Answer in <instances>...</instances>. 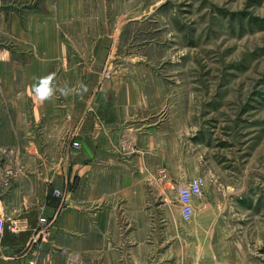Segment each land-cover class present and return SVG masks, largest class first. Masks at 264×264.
Segmentation results:
<instances>
[{
	"label": "crops",
	"instance_id": "crops-1",
	"mask_svg": "<svg viewBox=\"0 0 264 264\" xmlns=\"http://www.w3.org/2000/svg\"><path fill=\"white\" fill-rule=\"evenodd\" d=\"M26 38L0 59V73L15 68L14 78L0 77L14 79L15 94L3 85L0 93L22 103L1 110L10 122L0 139L20 152L0 160V183L12 177L0 189V214L23 227L4 238L27 247L17 264H225L215 237L229 221L214 213L210 192L193 199L191 220L181 214L177 183L204 176L206 159L199 124L169 99L166 80L126 51L117 55L120 44L101 30H31ZM49 73L88 91L41 105L31 85ZM0 255L7 264V251Z\"/></svg>",
	"mask_w": 264,
	"mask_h": 264
},
{
	"label": "rangeland",
	"instance_id": "rangeland-1",
	"mask_svg": "<svg viewBox=\"0 0 264 264\" xmlns=\"http://www.w3.org/2000/svg\"><path fill=\"white\" fill-rule=\"evenodd\" d=\"M0 11V59L2 48L29 41L31 30H101L120 44L117 55L126 51L146 74L161 75L169 99L176 96L178 108L199 124L203 188L214 213L229 221L215 247L221 250L223 240L225 264H264V0H0ZM8 65L1 78H14ZM2 85L15 94L14 79L0 82V92ZM2 95L0 139L10 122L1 110L22 105ZM19 153L0 141V160ZM3 181L0 189L12 177ZM0 215V252L17 264L27 247L4 235L23 227L14 230L16 220Z\"/></svg>",
	"mask_w": 264,
	"mask_h": 264
},
{
	"label": "built area",
	"instance_id": "built-area-1",
	"mask_svg": "<svg viewBox=\"0 0 264 264\" xmlns=\"http://www.w3.org/2000/svg\"><path fill=\"white\" fill-rule=\"evenodd\" d=\"M0 20H1V11H0ZM72 144L74 146H79V142L77 140H73ZM8 172H12L11 169ZM205 183V179L202 175H197L191 178L188 181H181L177 183V191H178V200L180 203V210L183 218L185 220H191L194 213L193 199L197 196L202 195L203 193V185ZM55 193L57 195H62L63 192L60 189H55ZM3 216L0 215V224L2 225ZM39 222L42 225H47L49 223V218L47 216H40ZM19 225V223L12 222V227L15 230Z\"/></svg>",
	"mask_w": 264,
	"mask_h": 264
},
{
	"label": "clouds",
	"instance_id": "clouds-1",
	"mask_svg": "<svg viewBox=\"0 0 264 264\" xmlns=\"http://www.w3.org/2000/svg\"><path fill=\"white\" fill-rule=\"evenodd\" d=\"M34 83L31 85L33 99L43 105L46 102L52 101L60 96H68L70 93L83 95L88 91L87 85L83 81H78L74 87H69L67 84L60 86L56 83V74L49 73L46 76L33 77Z\"/></svg>",
	"mask_w": 264,
	"mask_h": 264
}]
</instances>
